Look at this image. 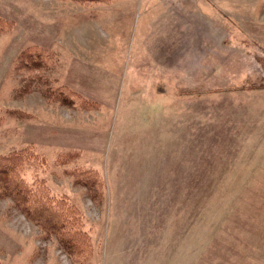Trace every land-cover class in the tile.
<instances>
[{
  "label": "rangeland",
  "instance_id": "1",
  "mask_svg": "<svg viewBox=\"0 0 264 264\" xmlns=\"http://www.w3.org/2000/svg\"><path fill=\"white\" fill-rule=\"evenodd\" d=\"M0 18V155L33 153L26 181L79 209L83 264H264V0H0ZM32 47L49 100L20 91ZM0 264L79 263L0 200Z\"/></svg>",
  "mask_w": 264,
  "mask_h": 264
},
{
  "label": "trees",
  "instance_id": "2",
  "mask_svg": "<svg viewBox=\"0 0 264 264\" xmlns=\"http://www.w3.org/2000/svg\"><path fill=\"white\" fill-rule=\"evenodd\" d=\"M74 1L83 3L103 0ZM10 26L11 23L0 18V32ZM46 60L51 61L49 51L39 47L27 48L19 55L15 68L26 72L23 77L25 88L20 89L21 92L26 94L38 91L49 100L48 90L34 86V82L39 79L36 72L45 70ZM67 95L62 90L54 99L62 105L73 106L70 94ZM35 159L33 153L24 150L0 155V200L12 201L15 208L36 226L45 238H55L61 250L70 259L83 264L90 259L92 246L90 235L84 229L82 215L70 201L53 196L42 182L26 181L23 172ZM67 174L72 176L75 185L86 189L91 197L103 196L104 183L96 172L74 169L67 171Z\"/></svg>",
  "mask_w": 264,
  "mask_h": 264
}]
</instances>
